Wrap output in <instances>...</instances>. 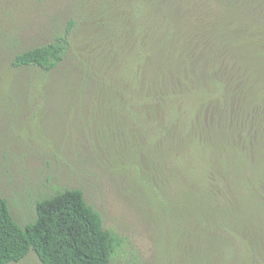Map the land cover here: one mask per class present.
I'll return each instance as SVG.
<instances>
[{"label":"trees","instance_id":"16d2710c","mask_svg":"<svg viewBox=\"0 0 264 264\" xmlns=\"http://www.w3.org/2000/svg\"><path fill=\"white\" fill-rule=\"evenodd\" d=\"M162 1L127 0L102 40L111 48L94 64L99 108L152 166L165 195L155 201L181 198L183 264H264V0ZM66 41L11 65L51 71ZM119 242L79 188L38 200L24 226L0 196V264L31 250L41 264H108Z\"/></svg>","mask_w":264,"mask_h":264},{"label":"rangeland","instance_id":"374dc122","mask_svg":"<svg viewBox=\"0 0 264 264\" xmlns=\"http://www.w3.org/2000/svg\"><path fill=\"white\" fill-rule=\"evenodd\" d=\"M126 1L0 0V196L24 226L38 200L79 188L120 240L108 264H183L190 240L173 212L181 198L155 201L165 195L152 166L111 133L95 97V59L111 48L100 44ZM61 36L66 51L51 71L11 65L16 53ZM190 248L202 257V244ZM9 264L41 262L31 250Z\"/></svg>","mask_w":264,"mask_h":264}]
</instances>
